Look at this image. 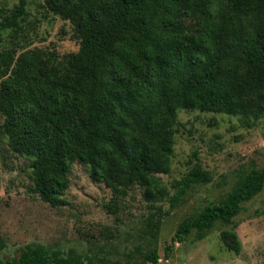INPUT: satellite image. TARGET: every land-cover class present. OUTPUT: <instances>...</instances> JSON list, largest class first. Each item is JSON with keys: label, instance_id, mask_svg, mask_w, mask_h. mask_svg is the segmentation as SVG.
<instances>
[{"label": "trees", "instance_id": "1", "mask_svg": "<svg viewBox=\"0 0 264 264\" xmlns=\"http://www.w3.org/2000/svg\"><path fill=\"white\" fill-rule=\"evenodd\" d=\"M25 5L19 0L0 21V43L4 30L19 26ZM46 7L71 23L79 50L62 58L27 51L14 62L0 52V113L7 146L30 162L34 191L53 207L63 204L75 162L88 165L114 196L139 186L154 206L167 194L158 175L170 169L179 109L264 111V0H46ZM184 20L195 21L193 33ZM193 158L171 205L210 181ZM263 187L264 169H251L222 200L183 220L175 241L192 230L201 239L217 221L232 223ZM221 239L240 252L234 234ZM170 251L164 247L165 259ZM142 259L157 264L160 257L153 250ZM132 260L129 252L118 264ZM0 264L94 263L29 244Z\"/></svg>", "mask_w": 264, "mask_h": 264}, {"label": "rangeland", "instance_id": "2", "mask_svg": "<svg viewBox=\"0 0 264 264\" xmlns=\"http://www.w3.org/2000/svg\"><path fill=\"white\" fill-rule=\"evenodd\" d=\"M18 2L0 0V21ZM183 23L189 33L194 32L195 21ZM1 36L0 52L14 56L13 62L27 51L62 58L80 47L71 23L50 12L46 0H26L19 26ZM2 122L0 113V260L15 259L24 246L39 244L64 255L75 252L94 264L121 263L129 252L133 264H151L143 262L142 254L153 250L160 257L157 264H264V187L242 203L232 223L215 222L201 239L195 230L181 243L174 239L183 220L222 200L251 169H264V111L229 115L179 109L170 169L158 175L167 194L154 206L139 186L114 196L90 177L88 165L79 162L71 167L63 204L49 205L34 191L30 162L7 146ZM194 153L210 181L193 185L171 205L195 162ZM223 232L236 236L239 253L225 247ZM165 246L171 248L166 259Z\"/></svg>", "mask_w": 264, "mask_h": 264}]
</instances>
